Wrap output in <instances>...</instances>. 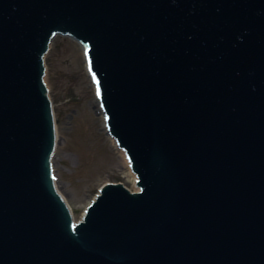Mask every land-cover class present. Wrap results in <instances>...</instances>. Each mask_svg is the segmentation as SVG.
I'll return each mask as SVG.
<instances>
[{"label":"water","instance_id":"water-1","mask_svg":"<svg viewBox=\"0 0 264 264\" xmlns=\"http://www.w3.org/2000/svg\"><path fill=\"white\" fill-rule=\"evenodd\" d=\"M62 32L139 187L76 224L43 83ZM0 264H264V0H0Z\"/></svg>","mask_w":264,"mask_h":264},{"label":"rangeland","instance_id":"rangeland-1","mask_svg":"<svg viewBox=\"0 0 264 264\" xmlns=\"http://www.w3.org/2000/svg\"><path fill=\"white\" fill-rule=\"evenodd\" d=\"M46 63L61 146L56 180L80 220L100 185L122 181L136 187L125 177L120 149L104 129L81 47L68 38L53 41Z\"/></svg>","mask_w":264,"mask_h":264},{"label":"bare ground","instance_id":"bare-ground-1","mask_svg":"<svg viewBox=\"0 0 264 264\" xmlns=\"http://www.w3.org/2000/svg\"><path fill=\"white\" fill-rule=\"evenodd\" d=\"M96 100L98 102V107H99V100L97 98H96ZM99 109H100L99 112H100V114L102 116V119H103V125H104V129L106 130V134H108L109 138H111L110 135H109L108 129H106V126H105V119L103 118L104 112H103V110L100 107H99ZM111 139H112L113 144L116 145V142L114 141V139L113 138H111ZM119 151H120V157L123 160V165H124V167L127 168V174L125 175V177H127V178L129 177V179L132 180L133 183H134L135 179H136V176L134 175V173L132 172L131 168L129 167V161L125 157L124 152L122 150H119Z\"/></svg>","mask_w":264,"mask_h":264}]
</instances>
